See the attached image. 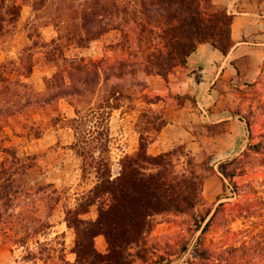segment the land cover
<instances>
[{
  "label": "trees",
  "instance_id": "trees-1",
  "mask_svg": "<svg viewBox=\"0 0 264 264\" xmlns=\"http://www.w3.org/2000/svg\"><path fill=\"white\" fill-rule=\"evenodd\" d=\"M23 2L30 3L34 16L52 8L48 19L56 36L40 46L54 71L43 79L44 91L38 94L28 80L34 66L31 46L22 49L16 60L0 62V132L9 118L36 108H52L61 99L73 108L74 116L66 118L55 107L52 122L71 129L70 148L80 160L81 177L93 175L94 182L73 204L65 205L64 220L74 233L70 249L74 261L68 264H136L141 256L132 248L152 230L157 215L190 214L196 231L203 234L223 206V202L217 203L208 219L211 208L195 212L207 203L203 185L214 170L213 154L198 162L183 144L158 154L148 152L167 121L161 110L152 107L162 98L146 92L147 79L158 76L167 83L177 67L187 66L190 55L202 43L226 55L233 46L232 15L212 0H0V35L18 20ZM110 30L120 34L115 44L122 52L120 57L64 54L65 45L86 48ZM133 100L143 104L136 124L137 147L119 158L114 174L110 117ZM29 127L31 135L39 138L40 128L34 122ZM250 147L259 151L264 141ZM202 154L206 150L202 149ZM235 160L217 163L222 191H226L225 180L235 185V172L226 169ZM35 164V155L20 157L13 147H0V221L26 194L23 176ZM91 208L96 217L84 218ZM48 226L46 220L34 215L22 224L24 234L19 243L26 246L33 238L36 245L35 250L26 246V258L47 264L55 257L66 263L64 247L53 248L36 238ZM97 236L104 238V252L95 246ZM200 239L201 235L192 256L208 259V251L199 247Z\"/></svg>",
  "mask_w": 264,
  "mask_h": 264
},
{
  "label": "rangeland",
  "instance_id": "rangeland-1",
  "mask_svg": "<svg viewBox=\"0 0 264 264\" xmlns=\"http://www.w3.org/2000/svg\"><path fill=\"white\" fill-rule=\"evenodd\" d=\"M51 13L52 8L49 6L34 16L30 3H20L18 20L8 25L0 35V62L16 60L22 49L31 46L34 66L28 80L38 94L44 91L43 79L54 71V66L45 58V49L40 46L42 41H49L56 36L55 27L48 19ZM119 38L117 30H110L86 48L65 45L64 54L68 57L96 59L105 56L115 59L122 54L115 46ZM241 92L237 112L247 124L244 122V134L239 135L234 145L227 148L232 157L222 160L224 154H216L219 148L212 149L210 145L205 146V155L200 149L194 153L198 162L213 154L214 170L208 176L216 173L218 161L236 158L231 165L226 166L227 170L235 172V185L225 180L227 187L226 191H222V188L219 190L220 200H207L195 212L200 214L211 208L208 219L217 203L223 202V206L203 234L196 231L190 214L154 216L152 230L145 234L138 246L132 248L133 252L141 256L136 264H264V147L259 151L250 147L264 141V73L243 87ZM55 107L61 116H74L73 108L61 99L52 108H36L27 115H16L3 123L0 147H13L20 157L35 155L36 164L23 176L26 194L0 221V264H44L40 260L26 258V246L31 250L36 249L35 239L29 240L26 246L19 243L24 234L22 224L33 215L49 223L48 228L36 238L53 248L65 249L66 263L54 257L47 264L74 261V255L70 252L74 233L65 223L64 209L65 205L73 204L74 198L93 184L94 178L93 175L81 177L80 160L70 148L73 141L71 129L61 122H52L56 116ZM142 107L143 104L138 100H133L111 114L110 153L114 174L118 171L119 158L137 147L136 124ZM32 122L41 130L39 138L31 135L29 126ZM198 133L202 137V132ZM47 205L52 206V209L48 210ZM83 217L94 219L95 209L91 208ZM200 235L199 247L208 251V259L192 256ZM95 246L99 251H105L106 244L102 236L95 238Z\"/></svg>",
  "mask_w": 264,
  "mask_h": 264
},
{
  "label": "crops",
  "instance_id": "crops-1",
  "mask_svg": "<svg viewBox=\"0 0 264 264\" xmlns=\"http://www.w3.org/2000/svg\"><path fill=\"white\" fill-rule=\"evenodd\" d=\"M212 1L232 15L233 46L224 55L202 43L190 55L187 66L177 67L167 83L158 76L148 77L146 92L162 98L152 107L161 110L167 121L149 145L150 154L183 144L194 155L195 150L210 145L219 148L216 154H224L222 160L229 159L232 155L227 148L244 134L237 107L241 89L264 73V0ZM221 188L222 175L216 170L205 179L203 196L212 202Z\"/></svg>",
  "mask_w": 264,
  "mask_h": 264
}]
</instances>
